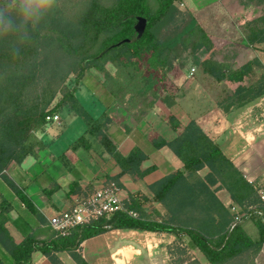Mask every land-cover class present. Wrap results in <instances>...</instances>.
<instances>
[{
    "label": "trees",
    "instance_id": "16d2710c",
    "mask_svg": "<svg viewBox=\"0 0 264 264\" xmlns=\"http://www.w3.org/2000/svg\"><path fill=\"white\" fill-rule=\"evenodd\" d=\"M180 2L82 0L74 15L67 14L57 4L31 41L23 46L17 44L19 55H13L12 39L0 40V177L41 223L47 224L45 217L6 170L12 163L21 165L27 157H37L38 151L45 147L38 134L51 123L47 117L60 114L64 109L85 125L84 132L68 149L94 152L105 161L113 159L121 172L109 179L120 188L123 187L122 176L144 178L156 170V166L142 169L148 157L140 148H133L127 155L120 152L108 134L114 123L109 106L94 116L78 98L79 84L92 69L102 75L103 86L114 103L134 113L138 120L157 102L168 107L176 104L175 91H168V74L181 60L182 68L190 61L214 83L224 82L229 90L217 101L225 113L264 97V75L257 78L254 74V69L261 67L260 63L255 61L235 68L217 61L213 40L192 14H188L182 26L176 25L181 15L177 5ZM138 17L147 20L140 39L134 29ZM171 26H175L174 30L166 33ZM244 31L248 46L264 44V16L247 22ZM124 40L130 42L115 46ZM108 64L112 70L108 69ZM71 76L75 77L70 79ZM228 84L238 87L232 90ZM169 125L175 131L181 128L174 116L169 118ZM153 145L156 149L168 147L184 166L150 185L152 198L130 195L129 209L137 212L139 218L117 212L77 226L65 237L54 231L45 239L30 234L17 244L6 227L13 207L3 200L0 247L5 254L0 255V264H33V254L38 252L52 264H63L58 254L64 252L76 264H89L80 253L82 244L113 230L185 236L209 264H228L240 257L254 256L263 249L261 210L251 211L233 223L232 213L217 196L219 189H225L239 207L257 206L260 200L255 186L195 120L175 139L159 138ZM58 160L69 166L64 154ZM204 169H208V173L202 175L200 172ZM70 187L72 193L81 191L77 182ZM54 192L55 189L48 191V198ZM150 202L162 204L167 215L161 216L155 209L147 210L145 205ZM248 221L256 226L257 238L245 230L244 224Z\"/></svg>",
    "mask_w": 264,
    "mask_h": 264
},
{
    "label": "crops",
    "instance_id": "0c3cea01",
    "mask_svg": "<svg viewBox=\"0 0 264 264\" xmlns=\"http://www.w3.org/2000/svg\"><path fill=\"white\" fill-rule=\"evenodd\" d=\"M177 5L180 11L192 14L208 33L215 44L217 61L231 64L235 68L258 61L261 67H256L254 74L257 78L264 75V44L248 46L244 31L247 22L264 16V1L181 0ZM94 71L92 69L85 79L90 80L91 103L96 105L97 102L98 107L103 110L110 107L109 114L114 123L108 129L109 136L124 155L135 147L140 148L148 157L142 164V169L156 166V170L144 178H134L128 174L120 178L122 190L129 196L145 195L152 198L150 185L183 169L182 161L168 147L156 149L153 142L159 138L166 141L175 139L192 120L220 146L225 156L244 174L248 182L258 184L264 181V97L246 107L225 113L218 106L217 98L210 88L205 85V81L214 83L209 76L202 74L199 68L197 73L190 76V71L175 65L168 78L175 86L176 104L168 107L157 102L138 120L134 113H129L122 105L114 103L113 97L103 86L102 75ZM221 84L224 85V82ZM228 86L232 90L238 87L237 84ZM59 115L62 118V114ZM171 116L181 124L177 131L169 125ZM63 121L62 118V123L56 124L61 126ZM46 134L47 129L38 134L45 147L38 151L37 157L29 156L21 165L12 163L6 170V174L24 189L38 212L45 217L46 225L26 208L0 177V205L6 200L13 207L8 214L6 227L17 244L30 234H37L40 239L47 238L53 231L48 225V216L54 212L69 210L77 199L121 172L113 159L105 161L94 152L69 150L68 145L77 138L67 142L62 147V152L55 151L51 146L53 140L50 141L51 138ZM45 136L47 140L44 139ZM62 154L69 166L58 160ZM200 173L204 175L208 173V169ZM74 182L80 186L79 193L71 191L70 185ZM52 189L55 192L48 198L46 193ZM217 196L226 208L234 203L225 189H219ZM145 208L149 211L155 209L161 216L167 215L160 203L150 202ZM122 233L128 236L160 235L161 239L156 249L154 245L150 248L142 242L134 243L125 238L116 241V235ZM175 241L176 236L168 233L113 230L85 241L80 253L89 264H116L114 260L118 253L122 254L120 259L129 262L140 259L143 252L151 256L153 251H162L163 244L167 247ZM4 254L0 247V255ZM58 257L63 264H76L66 252L59 253ZM33 264L52 263L38 252L33 254Z\"/></svg>",
    "mask_w": 264,
    "mask_h": 264
},
{
    "label": "rangeland",
    "instance_id": "374dc122",
    "mask_svg": "<svg viewBox=\"0 0 264 264\" xmlns=\"http://www.w3.org/2000/svg\"><path fill=\"white\" fill-rule=\"evenodd\" d=\"M82 0H57V4L62 8L63 11H65L67 14L74 15L81 6ZM188 13L182 12L181 15L178 18L177 26H182L187 20H188ZM175 26H171L166 33H169L170 31L174 30ZM188 55V54H187ZM186 56L183 57V59ZM182 61H179L176 63V66L179 68L181 67ZM190 62V61H189ZM189 62H187V66L182 68L185 69L187 72H191V69L193 68V65H191ZM108 69L112 70V66L110 64L107 65ZM198 70V67H196ZM196 70V73H197ZM94 71V69H93ZM95 72V71H94ZM93 72V73H94ZM186 72V74H188ZM75 76H71L70 79H73ZM88 79H84L79 84V89L77 91L78 98L82 102V104L94 115L98 116L103 112V109H100L98 107V103L94 105L92 104V98L90 91L91 86L89 85ZM69 83V82H68ZM205 85L210 88L213 95L218 97H223L224 94L229 90L227 86L223 84H217V83H208L205 81ZM168 91H174L175 86L172 83H167ZM177 90V89H176ZM264 112V111H263ZM62 118L64 119L63 124L59 126L58 124L62 123V118L60 117V123H50L46 129H47V136L51 138L50 141L53 140L52 147L55 151L62 152V147L65 146L67 142L73 141L76 138H78L85 130L84 123L76 116H74L72 113H70L67 109H64L61 113ZM47 140V137L44 138ZM55 140V141H54ZM243 209V208H242ZM230 210V209H229ZM231 212V211H230ZM232 213V212H231ZM244 228L247 231V233L252 236L253 238H257L258 231L256 226L253 224V222L248 221L244 224ZM124 236H127L124 237ZM128 239L131 242H142L146 245H148L150 248L154 245V247L158 248V241L161 239L160 235H139V236H128L125 234H117L116 235V241H120L122 239ZM166 244H163V247H161L162 251L160 249L157 251H153L152 255L149 256V254L144 253L141 256L140 259L134 260L132 259L129 262H125L124 260L120 259L121 253H118L116 255V259L114 260L116 264H193V263H199V264H209L205 257L196 249L192 248V246L189 243V240L185 236L176 237V241L165 247ZM228 264H264V247L263 249L255 254L254 256H244L237 258L234 261H231Z\"/></svg>",
    "mask_w": 264,
    "mask_h": 264
},
{
    "label": "built area",
    "instance_id": "2783aa9c",
    "mask_svg": "<svg viewBox=\"0 0 264 264\" xmlns=\"http://www.w3.org/2000/svg\"><path fill=\"white\" fill-rule=\"evenodd\" d=\"M196 68L193 67L190 76H193ZM51 123H60V115L47 117ZM260 200L257 206L241 208L237 204H231L228 209L232 212L236 223L246 217L249 212L260 209L264 217V181L254 184ZM130 196L120 188L116 182L108 179L100 183L94 191L76 200L75 205L69 210L54 212L48 216V225L58 236H68L71 230L77 226L89 224L101 217H110L117 212L127 213L133 218H139V214L129 209ZM146 206V205H145Z\"/></svg>",
    "mask_w": 264,
    "mask_h": 264
},
{
    "label": "clouds",
    "instance_id": "9594fccd",
    "mask_svg": "<svg viewBox=\"0 0 264 264\" xmlns=\"http://www.w3.org/2000/svg\"><path fill=\"white\" fill-rule=\"evenodd\" d=\"M57 7V0H0V40L12 39L13 55L32 39Z\"/></svg>",
    "mask_w": 264,
    "mask_h": 264
},
{
    "label": "water",
    "instance_id": "95a60500",
    "mask_svg": "<svg viewBox=\"0 0 264 264\" xmlns=\"http://www.w3.org/2000/svg\"><path fill=\"white\" fill-rule=\"evenodd\" d=\"M146 27H147V20L143 17H138L137 22L134 26L135 32L137 34V39H140L144 35ZM127 42H130V40L121 41L118 44H116L115 46H121Z\"/></svg>",
    "mask_w": 264,
    "mask_h": 264
}]
</instances>
